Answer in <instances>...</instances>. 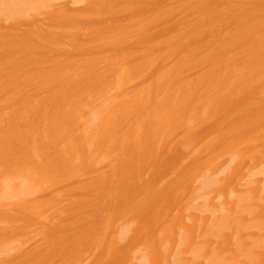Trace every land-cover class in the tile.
Listing matches in <instances>:
<instances>
[{"label": "bare ground", "instance_id": "bare-ground-1", "mask_svg": "<svg viewBox=\"0 0 264 264\" xmlns=\"http://www.w3.org/2000/svg\"><path fill=\"white\" fill-rule=\"evenodd\" d=\"M0 111V264H264V0H0Z\"/></svg>", "mask_w": 264, "mask_h": 264}, {"label": "rangeland", "instance_id": "rangeland-1", "mask_svg": "<svg viewBox=\"0 0 264 264\" xmlns=\"http://www.w3.org/2000/svg\"><path fill=\"white\" fill-rule=\"evenodd\" d=\"M139 50H140V47H137V48H133V47L132 48H127L126 47V52L127 53H130V54L131 53L133 54L134 52L139 51ZM117 53H119V52H117ZM156 53H160V51H156ZM132 60H136V59H132ZM175 64L177 65L176 60H169V61H167L165 63H160V65H165L167 67H173ZM202 69H203V65L202 64L197 65V63H196L194 65H190L186 69L185 78L187 80H189V79H195L196 76H198L199 74L202 73V71H201ZM139 74L140 73H138L137 75H139ZM157 75L155 73V74L152 75V77H149L148 76V78H146L144 80H141L139 83H137L135 85H133V82L135 80H132V81L126 83V84H131L129 87H123V88H122V86H120L121 84H117L116 83V81L118 80V78H116V76H114V80H113V83L110 86V88H105V89H102V90L97 91V92L109 93L110 96L109 97H105L107 99V101H105V102L112 101L113 103L118 104V103L122 102L123 100H125L127 98L135 97L136 96L135 95L136 94V89L139 88V87H145L152 79L156 78ZM195 98L199 100L198 97H195ZM0 113H1V111H0ZM179 132L180 133H178L174 138H172V139H170V140H168L166 142L165 148H164V151H163V153H165V155H168L171 150L176 149L175 148V143L179 139H183L182 137L185 136V132L184 131H179ZM229 163H230V161H228V158L227 157L226 158H223L222 165L217 169L216 173L219 174V176H220L221 179H227V183L226 184L228 185L229 190H232L231 188L232 187H236V184L238 183V180H236V177H237L236 174L233 175L231 178H228L227 177L228 176V171L230 169ZM249 164H250V162L249 161L248 162L246 161V168H245L246 171H248L250 169ZM258 178H261V177H258ZM164 182H165V180L164 179H161V184L164 183ZM15 187H17V185ZM238 189H240V187ZM48 195H46V196H40L39 199L47 198ZM34 198L35 197H33V200L32 201H34ZM55 219L56 218H53V221ZM0 225H1L0 226V229L2 230L0 232L1 233V237L4 238L7 234H10V237H11L12 236V227H11V225L8 224V223L7 224H4L3 223V224H0ZM35 235L36 234L33 233L31 237H33ZM94 236L97 237L98 234H94ZM3 238H0V239H3ZM132 240H134V239H132ZM39 242H40V239L37 238V237H35L30 242V244L29 243L25 244L24 248L25 247L26 248L23 251L27 252L29 249L33 248V246H37L39 244ZM135 244L136 243H133V248H134V245ZM116 256H117V254L116 253H113L111 257L114 258ZM105 257H108V256L105 254ZM226 257H230L231 259L235 258V257H233V255H231V256L228 255ZM0 258H1V256H0ZM4 258H5V256H4ZM186 258L190 259L192 257L189 255V256H186ZM241 260H242L243 263L248 264V262H245V259L242 258ZM6 264H17V262H15V260L12 261L11 259H7V263ZM127 264H131V261H129ZM173 264H175V263H173ZM179 264H185V263H180L179 262ZM192 264H212V263H208L206 258H200V259L194 261Z\"/></svg>", "mask_w": 264, "mask_h": 264}]
</instances>
